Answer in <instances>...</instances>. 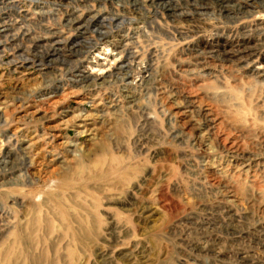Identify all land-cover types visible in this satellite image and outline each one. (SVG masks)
Here are the masks:
<instances>
[{
	"label": "rangeland",
	"instance_id": "1",
	"mask_svg": "<svg viewBox=\"0 0 264 264\" xmlns=\"http://www.w3.org/2000/svg\"><path fill=\"white\" fill-rule=\"evenodd\" d=\"M31 1L0 27V264H264V0Z\"/></svg>",
	"mask_w": 264,
	"mask_h": 264
},
{
	"label": "bare ground",
	"instance_id": "2",
	"mask_svg": "<svg viewBox=\"0 0 264 264\" xmlns=\"http://www.w3.org/2000/svg\"><path fill=\"white\" fill-rule=\"evenodd\" d=\"M38 0H32L31 2L34 3V5L36 6V8H40L42 5L40 4V2H37ZM161 1V0H159ZM254 1V4H259V1L260 0H253ZM263 1V0H262ZM13 4V2L11 1H8V0H0V27L5 25L6 22H7V18H8V13L10 10H13L14 8L11 7V5ZM166 4V3H165ZM160 5V4H159ZM170 5V4H169ZM177 5V4H176ZM172 6V5H171ZM164 7V6H163ZM231 8L230 5L228 4V8L225 6L223 7V11L228 13V16L230 15L229 11H231ZM233 9V8H232ZM15 10V9H14ZM167 10V8H166ZM243 8H240L239 9V13H243ZM169 12V15L170 17H176V14L173 12V8L172 7H169L168 11ZM245 12V11H244ZM232 14V13H231ZM7 27V26H6ZM4 31H5V28H4ZM7 33V32H5ZM29 36L30 35H22L20 36V38H25L26 41H30V40H33V41H39L40 40V36H35L33 35L34 37H30L29 39ZM8 39V35L7 34H1V30H0V43H6ZM105 39V38H104ZM86 41H89L88 39H86ZM59 52V51H58ZM54 54H56V50L53 51ZM69 120V119H68ZM77 121V120H76ZM91 135V134H90Z\"/></svg>",
	"mask_w": 264,
	"mask_h": 264
},
{
	"label": "built area",
	"instance_id": "3",
	"mask_svg": "<svg viewBox=\"0 0 264 264\" xmlns=\"http://www.w3.org/2000/svg\"><path fill=\"white\" fill-rule=\"evenodd\" d=\"M12 2H13V4L12 5H15V2H14V0H12ZM91 38V37H90ZM92 39V38H91ZM92 40H94V39H92Z\"/></svg>",
	"mask_w": 264,
	"mask_h": 264
}]
</instances>
